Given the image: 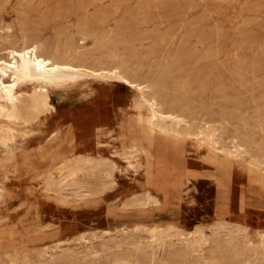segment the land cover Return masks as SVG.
Returning a JSON list of instances; mask_svg holds the SVG:
<instances>
[{
	"label": "rangeland",
	"instance_id": "obj_1",
	"mask_svg": "<svg viewBox=\"0 0 264 264\" xmlns=\"http://www.w3.org/2000/svg\"><path fill=\"white\" fill-rule=\"evenodd\" d=\"M31 45L134 87L50 89L0 141V264H264V211L237 209L245 175L264 192V0H0V61Z\"/></svg>",
	"mask_w": 264,
	"mask_h": 264
},
{
	"label": "bare ground",
	"instance_id": "obj_2",
	"mask_svg": "<svg viewBox=\"0 0 264 264\" xmlns=\"http://www.w3.org/2000/svg\"><path fill=\"white\" fill-rule=\"evenodd\" d=\"M23 43L25 42L23 41ZM27 44L30 43L27 42ZM9 54L12 61L7 63L0 61V74L2 76L0 80V141L5 140L10 142L6 138L7 133H11L16 127L26 123L38 111L45 114L51 110L48 96L50 89L73 84L85 79L115 81L134 87V83L132 84L128 79L126 80L125 76L123 77L116 69L108 71L82 69L67 62L56 60L51 55L40 51L37 46L31 45L30 47H21L19 50H10ZM4 78L8 80L4 81ZM21 86L27 89L26 91L32 92V96L25 92L23 93V90L20 89ZM25 97L31 98V103L24 107L21 105V102ZM140 100L146 106L149 117L153 122L164 119L163 114L160 113L154 101L147 99L143 95L140 97ZM200 142H206L205 145L199 146V148L204 151L203 153L211 154L215 165L225 166L228 168L229 173L236 163H239L243 169H247L245 163L233 160L230 152L228 153V155H231L229 156L230 160H225L220 157L218 148H215L209 140L204 139ZM262 179L264 180V176H262Z\"/></svg>",
	"mask_w": 264,
	"mask_h": 264
},
{
	"label": "crops",
	"instance_id": "obj_3",
	"mask_svg": "<svg viewBox=\"0 0 264 264\" xmlns=\"http://www.w3.org/2000/svg\"><path fill=\"white\" fill-rule=\"evenodd\" d=\"M125 117L126 116L121 115L119 120L123 119ZM119 120H118V122H119ZM185 167H186V165H185ZM186 168H188V167H186ZM188 169L190 171H193L196 173L195 177H190V180H194L196 178L209 179L206 176V173L209 170H200V169H195V168H188ZM214 189H215V186H214ZM240 196L244 198L245 203L242 205V207L239 208L238 201H239ZM229 200H230V179H229V184H228L227 191H226V200H225L226 212L224 214L225 218L229 212ZM216 204H217V192L215 190L214 210H215ZM247 208H253L256 210L264 211V192L259 190V188L256 185H252V184L247 185V179H246V175H245V182L242 185V188L240 189V191L238 192V195H237V209L239 211H244ZM213 217H214V211H213Z\"/></svg>",
	"mask_w": 264,
	"mask_h": 264
}]
</instances>
